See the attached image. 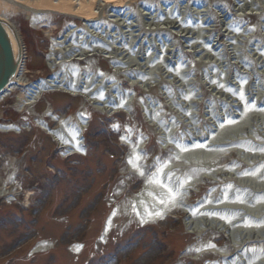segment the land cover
I'll list each match as a JSON object with an SVG mask.
<instances>
[{
    "label": "bare ground",
    "instance_id": "obj_1",
    "mask_svg": "<svg viewBox=\"0 0 264 264\" xmlns=\"http://www.w3.org/2000/svg\"><path fill=\"white\" fill-rule=\"evenodd\" d=\"M138 1L0 0V18L10 25L9 17L18 8L32 16L37 28L48 25L49 19H52L54 13L82 19L83 29H77L74 25L70 26L60 39L54 41L47 55L50 70L62 66V71L30 85L18 77L17 82L24 89V94L21 96L22 103L31 107L48 92H64L85 97L93 108L105 113L114 108L119 109L122 105L121 101H111L110 96L111 91L118 90L117 87L122 85L119 75L131 76L135 73L137 77L141 78L140 81L126 77L125 80L129 84L125 90H135L134 87L139 85L143 90L149 92V88L159 86L160 82L164 81L168 88L176 87V90H166L161 94L165 99V102L161 101L165 110L163 114L157 115L153 111H160V106L155 104L151 107V103L149 106H146L148 103H143L147 118L150 122H155L158 130H161V143L165 147L169 146L167 151L169 149L172 151L171 149L174 147V153L168 155V159L163 164L154 163L155 170L149 176L142 175L146 179L144 189L129 200L127 203L129 209L124 205L122 207L126 215L133 209V206L135 207V211L132 210L133 212H130L128 216L129 224L135 218L134 213L136 214L135 220L144 225L165 219L168 214L187 210L183 208L184 199L187 200V191L192 188L197 189L202 184L200 180L204 177L203 175H208L212 181H218V185L221 180L224 181L222 186L228 183L233 185L227 187V195L216 192V187L211 189L208 196L202 198L198 206L188 211L187 227L194 232L205 229L227 234L236 252L228 247H224L220 253L218 252L219 256L222 253L226 254V259L221 262L222 264H264V169L262 170V166H264V150H262L264 149V92L262 91L264 90V51H262L264 50V24L262 29L255 32L257 33L256 37H259L255 41H252V36L248 35L253 29L244 28L241 30L243 25L240 30L237 27L243 24L242 19L254 18L249 14L259 13L255 18L263 20L264 23V0H234L232 7L228 10L227 7H222L221 0L213 1L215 9L206 6L201 0H193L186 6L181 2L180 7V4L173 5L171 0L161 1L162 5L157 7L152 4V0H145L137 9L133 5ZM107 8L110 9V12L105 15L104 10ZM95 9L101 11L103 16H107V25L99 23L95 24L94 28L89 26L87 22L90 21V17L95 15ZM187 18L191 20L184 23L183 19ZM210 19L213 22L217 21V26L221 24L218 27L223 28V35L213 32V29L209 27ZM192 20L194 23L198 22L196 27L188 26L192 24ZM204 24L205 27H203ZM166 30H169L174 37L183 40L181 46L182 50L184 49L183 52L177 48L172 49V46L164 47L166 40L155 36L156 34L160 35L162 31L168 32ZM6 31L14 45L11 31ZM238 31L243 32L244 35ZM260 31L261 36H259ZM16 33L20 36L19 32L16 31ZM146 33H148L147 37L153 34L154 38L144 39ZM168 38L171 39L170 36ZM14 46L13 50L15 51ZM192 53L199 61L198 64L203 60L206 65L207 63L214 64L213 67L216 65V72L220 69L222 72L231 69V73H234L231 80L228 75L227 77L225 75L224 79L227 78L236 91L232 90V86H211L212 90L210 91L220 102L222 108H220V112H215L216 107H207L204 111L206 117L202 120V129L196 126L197 121L195 123L191 121L196 118L193 111L190 115L186 112L190 108L200 107L199 100L193 99L195 93L192 92V88L188 97H186V93H182L189 90L188 87L192 83V79L187 78L189 69L174 68L175 60L172 61V59L178 58L183 62L182 57ZM100 55H104L111 61L116 59L111 76H107L105 73L94 75L77 71L76 68L74 71L70 70L77 66L74 62L87 60L90 65L91 61L88 58ZM179 55L182 56L179 57ZM156 56H158L157 60ZM206 67L207 70L204 71V80L201 81V84H205L206 78H209L211 66ZM89 68L90 66H86L85 71H90ZM235 80H237L236 84ZM106 82L107 85L104 89L106 92L100 91L101 86H104ZM13 89L14 87L10 91ZM238 90H243L242 95L236 93ZM6 96L0 97V103ZM175 96L177 98H174ZM182 96H184L183 99ZM250 101L254 104L247 105ZM127 103L123 105L124 108L129 107V101ZM131 104L134 105L132 102ZM186 106L189 107L188 110H186ZM52 111V108L48 107V111L43 113L39 127L57 141L60 149H66L65 152L68 151L69 154H81L83 151L81 141L88 128L85 120L87 112L81 113L82 110H80L73 117H59ZM166 111L171 115V121L168 124L164 120L168 116ZM45 117L55 119L57 125L53 128L50 127ZM186 118L191 119L187 120ZM222 121L224 122L221 123ZM180 123V127L184 130L182 135L178 136L182 145L174 144L170 140L171 133L176 132ZM168 128L169 131H167ZM11 130L19 133L16 127L12 129L0 127L2 132ZM127 133L129 134L124 136L123 141L131 147L128 160L132 159L133 163L137 165V167H133L129 163L130 170L134 171V174L140 175V172L144 173V169L147 167L146 165L142 166L145 157L138 152L143 140L140 139L138 144L133 145L130 142L132 132L128 131ZM237 133L239 134L236 135ZM188 141L192 145L183 144ZM232 155H237L236 161L248 167L246 172L244 171L242 174L229 172L231 168L228 163L225 164L224 160ZM220 160H222L221 166ZM208 168L210 173L205 171ZM227 169H229L228 172ZM199 170L203 171L197 176ZM165 172L166 184L162 183L163 177L160 181L157 179L160 174L163 176ZM216 178L219 180H213ZM153 181H158V183ZM10 192L15 193L14 191ZM232 192L234 193L231 194ZM5 194L7 193L2 187L0 197ZM173 196L174 199H172ZM252 201L253 203H251ZM119 211L118 209L114 211L115 215H118ZM158 212L160 215H156ZM115 215L112 213L106 221L102 238H105L112 230ZM209 245V243L200 242L194 250L199 249L197 253L204 251L217 253L214 246L210 247ZM48 249V244L40 242L36 245L35 252H45ZM217 263L219 262L215 264Z\"/></svg>",
    "mask_w": 264,
    "mask_h": 264
},
{
    "label": "rangeland",
    "instance_id": "obj_2",
    "mask_svg": "<svg viewBox=\"0 0 264 264\" xmlns=\"http://www.w3.org/2000/svg\"><path fill=\"white\" fill-rule=\"evenodd\" d=\"M161 1L163 0H152V4L160 6L162 5ZM171 1H173V5H179L182 2L181 4L186 6L188 3L191 4L193 0ZM201 1L206 6L215 9L213 5L214 0ZM233 1L221 0L222 7H227L228 10V8L232 7ZM142 2L139 1L138 5L140 6ZM133 6L138 8L136 5ZM107 12H110V9L107 8ZM210 12L212 13L211 10ZM233 12L235 13V11ZM258 14H249V16L253 15L254 18L242 19L243 24L237 26L239 30L242 25L241 30H244V28L253 29L248 34L252 36V41L259 39V37H256L257 33L255 32L262 29L264 24L263 20L255 18ZM11 15V21L22 32L23 39L27 45L28 76L31 79H36L38 76L47 77L50 70L45 66L44 59L52 43L45 36L51 32L54 37L58 38L65 21L71 19L65 18L62 15H54L52 19H49L51 22L47 26L33 28L30 27L32 24L30 22L31 16L26 11L18 8ZM72 19L74 22H78V18ZM183 20L186 23L191 19L187 18ZM210 21L209 27L213 29V32L223 35V28L218 27L221 24L217 26V21L213 22L212 19ZM191 23L193 25L189 24V27H196L198 24V22L194 23L193 20ZM203 27H205V24ZM166 31L168 32L164 33L162 31L160 35L156 34L155 36L166 40L163 45L164 47L172 46V49L177 48V50L183 52L184 49L182 50L181 48L183 40L174 37L169 30ZM155 33L158 32L155 31ZM238 33L244 35L243 32L238 31ZM254 33L255 37L253 35ZM147 35L148 33H146L144 39L154 38L153 34L150 37H147ZM169 36L171 39L168 38ZM259 36H261V31ZM181 56L179 55V57ZM182 58L183 62L178 58L172 59V61L175 60L173 67L189 69L187 78L192 79V83L188 87L189 90L182 93H186V97H188L190 89L192 88V92L195 93L193 99H198L200 102V107L197 109H189L186 106V110L189 109L186 112L190 115L193 111V114L196 116L195 119H186H191L194 123L197 121L196 126L202 129V120L206 117L204 111L207 107H216L215 112H220V108H222L220 102L216 100L210 91L212 90L211 86L215 87L220 85L223 87H231L232 84H230L229 80L232 79L231 76L234 73H231V69H228L227 72H222L221 69L216 72V65L214 67V64L207 63L206 65L203 60L198 64L199 61H197L193 53L190 55L187 54ZM94 60L95 66L92 68L93 71L102 74L105 73L107 76L112 75L116 59L107 62L103 57L95 56ZM203 65L211 66L210 73H206L209 78H206L207 81L205 84H201V81L204 80V71L207 70V67ZM85 66L86 63L84 62L80 64L81 68ZM225 75L226 77L228 75V81L227 78L226 80L224 79ZM126 77L141 81V78L137 77L135 73L131 74V76H125V74L119 75L122 85L120 84V88L117 87L118 90L111 91L110 96L111 101H121L122 105L126 104L127 101H129V105L132 102L135 110L130 115L123 112H117L113 115L112 110L102 113L92 109L81 97L73 98L63 93L48 92L35 105L38 116L42 115L41 113L46 109L48 103L54 108L58 116H64V114L74 115L79 109L82 110L81 113L84 110L87 112L89 117L85 116V120L87 121L88 128L84 132L85 147H83L82 154H65V149L56 150L58 146L56 142L45 132L41 131L37 125H34L32 130L21 132L22 134L14 132L0 133V154L3 156L2 158L0 157V187L5 177L4 169L2 168L4 160H6L7 156H15L18 165V181L23 188L28 187L33 191V194L25 200L24 204L19 202L7 205L2 200L0 201V264H215L216 262H219L217 264H222V261L213 260L216 257L212 255L195 259L198 253L197 251H193L194 247L197 248L201 240L213 246L215 243H222V235L209 232L207 237L202 238V236L199 237L196 233H193L194 231L192 232V229L186 225L183 226L181 221L173 222L169 218L155 224L143 225L138 220H135V213L133 214L135 217L133 218V222L129 224L128 216L130 212H133V209L126 215L122 207L124 205L125 208L129 209L127 204L129 200L134 195L139 194L144 187L142 186L141 178H137L129 173L124 165L128 150L119 143V140H122V138L117 133L118 123H121L120 128L123 129V138L129 134L126 132L129 131L130 124H139L140 126L135 128V131H137L136 138L140 137L138 130L142 127L141 132L144 135L142 136L145 138L149 136L151 139L149 149L154 153L158 151L157 154H160L159 158L162 161H166L170 154L174 153V147H172V151L170 149L168 151H162L164 144L161 143L160 139L161 130H158L157 126L153 127L152 122L146 116L145 108L143 110V103H148L146 106H149V103H151V107L155 104L161 107L160 111L156 112L153 110L157 115L163 114L165 110L162 107L161 101L165 102V99L161 94L172 88H168L164 81L160 82L159 86L149 89V92L141 89L142 97L139 94L135 97L132 90H125L129 84L125 80L127 79ZM236 81H234L235 84ZM106 85L107 82L104 83V86H101L100 91H103ZM238 85L240 88V83ZM175 88L173 87L172 90H176ZM234 89L232 86V90ZM104 91L106 92V90ZM262 91L264 92V90ZM236 93H241L242 95L243 90H238ZM16 94L6 97L0 103V118H7L12 121H18L23 118L28 120L32 118V122L33 118L37 120V116L24 114L19 118L13 112L12 109L17 102L16 97L19 98V95ZM174 98H177V96ZM183 98L184 96H182ZM251 101L247 105H253L254 102ZM83 103H85L86 109L85 107L84 109L82 108ZM121 108L123 107L119 109ZM168 111H166L168 116L165 119L161 117L166 120V124L171 121V115H169L171 111ZM46 120L52 128L57 125L54 119L46 118ZM178 125L180 127L181 123ZM179 127L176 128L175 133H171L172 138L170 140L174 144L182 145L181 139L178 136L182 135L184 130ZM167 131H169V128ZM10 143L13 145L10 146ZM232 159H234L232 160V164L229 163V158L224 160L225 164L228 163L229 168H231L230 171L227 169V172H238L242 174V172L247 170L248 167L246 165L239 163V161L235 162L237 156H233ZM155 160V156L151 157L148 163L150 164ZM222 160H220V166ZM202 171L199 170L197 176ZM205 171L210 173L209 168ZM25 176L27 178L23 180ZM157 179L160 181L162 175L161 177H157ZM123 180L126 182L124 192L121 196L116 197L122 188L120 185L123 184L121 183ZM164 180L161 182L166 184L167 182ZM223 183L224 181L221 180L217 191L221 192V195L225 193L227 195V187L233 184L228 183L222 186L221 184ZM214 186L209 185L207 190L203 189L204 196L202 198H206L208 192ZM227 197L229 198V196ZM26 202L28 204L25 206ZM117 209L120 211L113 218L114 224L111 232L108 234L105 242H98L97 237L102 231L106 218L113 211H117ZM11 219H13L12 222L10 221ZM212 235H217L218 240L215 241ZM35 236L37 238L39 237V240L43 242L51 243V249L47 252L32 255L31 250L37 241H39L36 240V243H34ZM213 240L215 243H213ZM73 242L83 243V248L80 250L79 255L75 254V256L71 253L73 252L71 249ZM226 244V242H223L220 245L224 246ZM169 245L172 246V250L167 249ZM207 259L210 261L207 262Z\"/></svg>",
    "mask_w": 264,
    "mask_h": 264
},
{
    "label": "water",
    "instance_id": "obj_3",
    "mask_svg": "<svg viewBox=\"0 0 264 264\" xmlns=\"http://www.w3.org/2000/svg\"><path fill=\"white\" fill-rule=\"evenodd\" d=\"M6 30L11 31L15 46ZM19 61L20 46L18 34L12 25L0 19V96L14 83Z\"/></svg>",
    "mask_w": 264,
    "mask_h": 264
},
{
    "label": "snow or ice",
    "instance_id": "obj_4",
    "mask_svg": "<svg viewBox=\"0 0 264 264\" xmlns=\"http://www.w3.org/2000/svg\"><path fill=\"white\" fill-rule=\"evenodd\" d=\"M121 106H123V105H121ZM122 139H124V138L122 137ZM262 150H264V149H262ZM136 159H139V157H136ZM129 163L132 164L133 167H137V165L135 163H133L132 159H129ZM140 174L143 175L144 173L141 171ZM153 182L158 183V181H153ZM169 191L171 192V189ZM174 198L175 197L173 196L172 199H174ZM161 203H163V201H161ZM133 211H135V207L134 206H133ZM113 215H115V212H113ZM156 215H160V213L158 212V213H156ZM209 246L212 247V245H209ZM197 251H199V249H197Z\"/></svg>",
    "mask_w": 264,
    "mask_h": 264
}]
</instances>
